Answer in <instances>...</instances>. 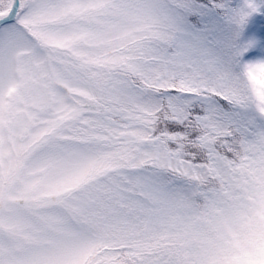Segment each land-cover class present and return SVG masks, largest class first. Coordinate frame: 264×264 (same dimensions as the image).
<instances>
[{
	"label": "snow or ice",
	"instance_id": "1",
	"mask_svg": "<svg viewBox=\"0 0 264 264\" xmlns=\"http://www.w3.org/2000/svg\"><path fill=\"white\" fill-rule=\"evenodd\" d=\"M0 264H264V0H0Z\"/></svg>",
	"mask_w": 264,
	"mask_h": 264
}]
</instances>
